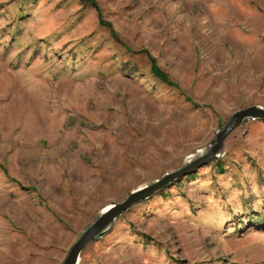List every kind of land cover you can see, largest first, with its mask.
Returning a JSON list of instances; mask_svg holds the SVG:
<instances>
[{"label": "rangeland", "instance_id": "obj_1", "mask_svg": "<svg viewBox=\"0 0 264 264\" xmlns=\"http://www.w3.org/2000/svg\"><path fill=\"white\" fill-rule=\"evenodd\" d=\"M94 2L0 0V264H62L107 206L264 108V0ZM78 264H264V120L123 212Z\"/></svg>", "mask_w": 264, "mask_h": 264}, {"label": "water", "instance_id": "obj_2", "mask_svg": "<svg viewBox=\"0 0 264 264\" xmlns=\"http://www.w3.org/2000/svg\"><path fill=\"white\" fill-rule=\"evenodd\" d=\"M264 120V108L258 106H251L237 111L227 122V124L217 132L215 141L212 143L209 151L204 155L197 157L195 160L189 162L183 168L165 175L161 179L157 180L150 186H145L137 189L129 194L126 200L122 203H112L106 207V211L98 217L95 223H93L78 239L67 254L62 264H78L81 252L84 250L87 244L93 242L96 237L102 236L114 223V221L125 211L129 210L136 203L145 200L152 196L155 192L161 190L171 181L181 178L184 175L192 173L197 168L208 164L211 160L218 157L224 139L232 132L239 124L246 120ZM105 229H107L105 231Z\"/></svg>", "mask_w": 264, "mask_h": 264}, {"label": "trees", "instance_id": "obj_3", "mask_svg": "<svg viewBox=\"0 0 264 264\" xmlns=\"http://www.w3.org/2000/svg\"><path fill=\"white\" fill-rule=\"evenodd\" d=\"M84 4L91 6L92 8H94L95 10L98 11L96 3L94 2V0H81ZM149 71L151 73V75L156 78L158 81L173 87L176 86L169 78L166 77V75L164 73H162V71L158 68L155 67V65L153 64V62L151 61V67L149 68ZM186 101H190V99L188 97L185 98ZM217 169L219 171L222 170V167L220 165H218ZM193 177V176H191Z\"/></svg>", "mask_w": 264, "mask_h": 264}, {"label": "bare ground", "instance_id": "obj_4", "mask_svg": "<svg viewBox=\"0 0 264 264\" xmlns=\"http://www.w3.org/2000/svg\"><path fill=\"white\" fill-rule=\"evenodd\" d=\"M103 211H106V208Z\"/></svg>", "mask_w": 264, "mask_h": 264}]
</instances>
